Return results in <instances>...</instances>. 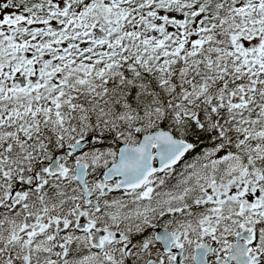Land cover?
<instances>
[{
    "label": "snow or ice",
    "instance_id": "6c2138e0",
    "mask_svg": "<svg viewBox=\"0 0 264 264\" xmlns=\"http://www.w3.org/2000/svg\"><path fill=\"white\" fill-rule=\"evenodd\" d=\"M0 264H264V0H0Z\"/></svg>",
    "mask_w": 264,
    "mask_h": 264
}]
</instances>
